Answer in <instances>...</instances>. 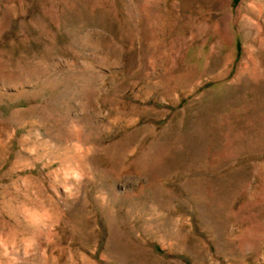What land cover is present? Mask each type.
I'll return each mask as SVG.
<instances>
[{
    "label": "rangeland",
    "instance_id": "rangeland-1",
    "mask_svg": "<svg viewBox=\"0 0 264 264\" xmlns=\"http://www.w3.org/2000/svg\"><path fill=\"white\" fill-rule=\"evenodd\" d=\"M259 2L0 0V264H264Z\"/></svg>",
    "mask_w": 264,
    "mask_h": 264
},
{
    "label": "bare ground",
    "instance_id": "bare-ground-1",
    "mask_svg": "<svg viewBox=\"0 0 264 264\" xmlns=\"http://www.w3.org/2000/svg\"><path fill=\"white\" fill-rule=\"evenodd\" d=\"M255 7H256L257 14L259 15L264 14V3L263 2H259L258 4L255 5Z\"/></svg>",
    "mask_w": 264,
    "mask_h": 264
}]
</instances>
